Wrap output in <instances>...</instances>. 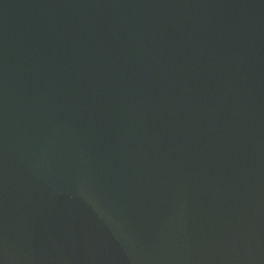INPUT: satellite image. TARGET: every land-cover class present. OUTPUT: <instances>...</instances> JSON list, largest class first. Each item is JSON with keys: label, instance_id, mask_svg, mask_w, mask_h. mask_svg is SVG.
<instances>
[{"label": "water", "instance_id": "water-1", "mask_svg": "<svg viewBox=\"0 0 264 264\" xmlns=\"http://www.w3.org/2000/svg\"><path fill=\"white\" fill-rule=\"evenodd\" d=\"M0 264H264V0H0Z\"/></svg>", "mask_w": 264, "mask_h": 264}]
</instances>
